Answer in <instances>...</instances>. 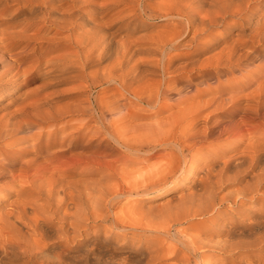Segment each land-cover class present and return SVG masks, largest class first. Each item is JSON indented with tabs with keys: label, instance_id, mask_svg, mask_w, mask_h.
<instances>
[{
	"label": "bare ground",
	"instance_id": "bare-ground-1",
	"mask_svg": "<svg viewBox=\"0 0 264 264\" xmlns=\"http://www.w3.org/2000/svg\"><path fill=\"white\" fill-rule=\"evenodd\" d=\"M2 1L35 4L22 21L0 16V85L39 70L42 83L73 81L84 95L61 104L40 91L25 92L0 114V257L79 264L67 245L88 226L105 224L124 241L110 246L107 235L91 239L78 255L82 264H191L192 258L223 264L256 248L264 264V205L224 219L219 211L227 196L218 194L239 171L255 173L252 181L264 176V0ZM117 5L125 9L110 17ZM140 16L166 21L165 31L136 35L144 26ZM180 48L189 51L175 53ZM36 49L40 55L31 60ZM211 74L215 81L205 88ZM105 83L116 86L112 96L97 94ZM180 105L161 123L128 126L129 118L147 120L146 108H158L156 115ZM207 110L222 119H203ZM224 135L227 145L218 142ZM243 136V151L235 149ZM209 140L214 159L199 163ZM20 142L30 144L9 149ZM222 146L227 153L219 155ZM178 183H190V192L155 209L129 199L153 202ZM251 184L242 198L259 191ZM232 198L230 205L238 206ZM191 219H205L196 225L204 238L182 239L173 231ZM61 235L67 245L54 241ZM143 239L157 240L156 248H144L150 242ZM133 240L141 246L121 247ZM251 258L239 260L253 264Z\"/></svg>",
	"mask_w": 264,
	"mask_h": 264
},
{
	"label": "rangeland",
	"instance_id": "rangeland-1",
	"mask_svg": "<svg viewBox=\"0 0 264 264\" xmlns=\"http://www.w3.org/2000/svg\"><path fill=\"white\" fill-rule=\"evenodd\" d=\"M30 4V5H29ZM34 4L35 3H32V2H27V4L26 3H23V6H22V4H16V3H8V2H5V1H2V0H0V16H1V18L2 19H4V17L6 18L7 17V19L10 17V16H12L13 18H12V21L13 22H17V21H22V20H24V19H26V18H28V16H29V11H30V9L34 6ZM20 5V6H19ZM32 5V6H31ZM259 5H261V4H259ZM5 6V7H4ZM111 6V5H110ZM131 6L134 8V5L133 4H131ZM264 6H262V9H263V11H264V8H263ZM115 8V9H114ZM120 8V9H119ZM19 9V10H18ZM119 9V10H118ZM123 9H125V7L123 8V6H120V5H117L116 7H111L110 8V17L113 15V14H115L116 13V11L118 10V11H121V10H123ZM16 10H18V11H16ZM117 11V12H118ZM10 12L11 13H13L12 15L10 14ZM16 12V13H15ZM21 13V14H20ZM10 15V16H8V15ZM23 14H24V16H23ZM263 14H264V12H263ZM16 15V16H15ZM18 15V16H17ZM19 17H20V19H19ZM23 18V19H22ZM18 19V20H17ZM232 20L234 19V20H236V21H238L237 20V18H231ZM137 21L140 23H142L144 26H139L138 27V29H137V31H136V35H137V33H139V34H144L145 36H147V37H150V36H154V35H156V34H158V33H160V32H163V31H165V29L164 28H162V27H164V26H166L167 24V22L166 21H160V20H156L155 18L154 19H148V18H145V17H138L137 18ZM164 29V30H163ZM213 32H215V31H217V30H215V29H213L212 30ZM219 31V30H218ZM141 32V33H140ZM157 32V33H156ZM62 34L63 35H61V36H64L65 34L67 35V33H65V32H62ZM185 39V38H184ZM29 44V43H28ZM31 44V43H30ZM29 44V45H30ZM32 46H34L33 44H32ZM35 47V46H34ZM186 49V50H185ZM180 48L177 52H175V53H184V52H187V51H189L187 48ZM40 52H39V50L38 49H36V51H35V53H33V54H31V53H29V54H31V56H32V59L31 60H35L37 57H38V55H40L39 54ZM211 55H213L214 54V52H211L210 53ZM207 55H209V54H207ZM210 56V55H209ZM204 57H206V55L204 56ZM204 57L203 58H201V59H204ZM208 57V56H207ZM206 59V58H205ZM31 60H29V61H31ZM33 64V63H32ZM32 64L31 63H29L28 65H30V67L32 66ZM27 66V65H26ZM26 66L24 67V68H26ZM34 66V65H33ZM27 68H29V66H27ZM26 68V69H27ZM56 67H53L52 69H55ZM12 71H15V70H12ZM39 70H36V72H38ZM36 72H31V73H29L28 75H26L25 76V78L24 77H22V79L20 78L19 80H17V81H7V79H9V78H5L6 79V81H7V83H6V86L5 87H3V86H1L0 85V89L2 90H0V114H2L5 110L4 109H12V107H15V105H17L18 104V102L21 100V99H23L24 98V94H25V92H26V94L28 93H30V92H34V91H36L37 90V92L38 91H40L41 92V94H44V95H50V97H52L53 99H56V101L58 102V103H61V104H63V103H66V101H67V103L68 102H71V101H75V98L77 99L79 96H82V95H84V90L82 91V90H80L79 88H77L76 90H74L73 88H75V86H76V83H74L73 81H71V84H70V81H66V82H62V81H51V82H47V83H42V78L38 75L39 74V72H38V74L36 73ZM212 71H210V73H211ZM11 76V75H10ZM10 76H8V77H10ZM248 77H249V75H248ZM41 78V79H40ZM215 77L213 76V74H211V77L209 78V80H208V83H206V86H205V88L207 87V85H211L210 83H213L215 80ZM46 80H43V82H45ZM240 80H238V78L235 80V82H239ZM53 82V83H52ZM183 82V81H182ZM46 84V85H45ZM184 84V83H183ZM182 83H180V84H178V86H177V88H179V86H181V87H184V85H183ZM14 85V86H13ZM17 85V86H16ZM44 85V86H43ZM74 85V86H73ZM183 85V86H182ZM115 88H114V87ZM2 87V88H1ZM12 87V88H11ZM17 87V88H16ZM254 86H252V87H249L248 89H246V91L247 92H249V91H252V90H254L255 89V87L253 88ZM100 88H102V89H100ZM105 89H108V90H105ZM116 89V86L115 85H112V84H106L105 83V85L103 84L101 87H98L97 89H96V92H98L97 94H99V92L100 93H102V91L104 92H108V91H110V96H112L113 94H114V90ZM180 89V88H179ZM15 90V91H14ZM79 90V91H78ZM11 91V92H10ZM245 91V93H247ZM7 92H9V95H8V97L9 98H7L5 95H7ZM39 92V93H40ZM81 92H83V93H81ZM205 94V93H204ZM12 95V96H11ZM100 95V94H99ZM177 96V95H176ZM201 101L203 100V99H207V96H206V94L205 95H201L200 96V98H199ZM111 101H113L112 99H111ZM1 102H2V104H1ZM5 102V103H4ZM182 106H183V108H184V105H180L179 107H181V108H177V107H175L176 108V110H174L175 108H172V109H170V110H167V111H164V112H162V113H160V114H156L155 115V113L158 111V108L157 109H149V108H146V111H147V113H148V119L147 120H140V119H136V118H129V122H128V126H138V125H140V124H158V123H161V122H163L164 120H165V118L169 115V114H172V113H175V111L177 112V111H179L180 109H183L182 108ZM178 109V110H177ZM174 110V111H173ZM210 112V110H207V111H204L202 114H201V117L204 119V118H206L207 117V119H211V121H220L222 118L220 117V115H217V114H212L211 115V113H209ZM210 114V115H209ZM220 114V113H219ZM167 115V116H166ZM116 115H111L110 116V120H115L116 118ZM68 118V119H67ZM67 118H64L63 120H62V122H66V121H68V120H70V117H67ZM201 118V119H202ZM65 119H66V121H65ZM159 119V120H158ZM202 119V120H203ZM160 121V122H159ZM72 124H74L73 122H71ZM76 123V122H75ZM183 125H185V124H183ZM182 127H184V126H182ZM260 129H258V133H260V131H259ZM178 131H180V129L178 130ZM242 133L241 134H246V132H244V131H241ZM244 132V133H243ZM262 132V131H261ZM223 137V138H222ZM221 138H219L218 139V142H221V144L222 143H224V145H227L228 144V142H226L227 140H229L228 138L230 137V136H227V135H224V136H222ZM227 138V139H226ZM226 139V140H225ZM241 140H242V142H241V144L239 145L238 144V146L235 148V145H233L232 147L233 148H235V149H237V148H239L240 147V149L242 150V148H244V146L246 145V140H247V138H246V136H243L242 138H241ZM210 141V140H209ZM209 141H207V143H204V144H206L205 145V147H203L204 149H203V153L198 157V159H197V157L195 158V160L197 159L198 160V162L199 163H204V162H207V163H209L208 161H210V160H213L214 159V157H210L211 155L208 153V150H214V148H212L211 147V149H210V146L212 145L211 143H213V142H209ZM69 142V141H68ZM98 142V141H97ZM29 143V142H28ZM28 143L26 142V143H23V142H20V144H18V145H16V146H13V148L12 147H10L9 149L11 150V151H13V152H17V151H20V150H22L23 148L25 149V148H27L26 146H28ZM243 143V144H242ZM30 144V143H29ZM31 144H32V142H31ZM31 146V145H30ZM68 146V143L66 142L65 143V146L64 147H67ZM209 147V148H208ZM224 147V148H223ZM231 147V148H232ZM199 148V147H198ZM56 149H58V147H55V148H52V151H55ZM196 149L197 148H194L192 151H191V154H193L195 151H196ZM239 149V151H241ZM206 150V151H205ZM226 150H225V146H222L220 149H218V151H217V153L219 154V155H224V154H226L227 152H225ZM243 151V150H242ZM212 153V152H211ZM214 153V152H213ZM230 155V154H229ZM16 156H18V155H16ZM208 157H210V158H208ZM152 161V162H151ZM155 161V159H153V160H150V162H147L146 163V165L148 164V165H150L151 163H153ZM211 163V162H210ZM245 171H247L246 173H245ZM243 173L241 172V171H239V174L235 177V179L233 180V179H229V181H226V182H224L223 183V185L221 186V188H220V190H218V194H219V196H221V197H235L236 198V200L238 201L237 203H238V206H237V204L235 205V206H232V205H230L231 204V201L230 200H234V198H227L226 197V201H224V204H223V206L220 208V210H222V211H219V212H221V214L220 215H222L221 217H224V219H227V218H229V217H233V216H237L238 214L239 215H241V214H243V213H245V212H248V211H258L260 208H261V206L262 205H264V176H263V179H260V181L259 180H255V179H253V181L251 180L252 178L250 177V175L252 176V173H250L248 170H245ZM241 172V173H240ZM254 173V172H253ZM247 174V175H246ZM254 175H256L255 173L253 174V176ZM252 176V177H253ZM262 180V181H261ZM225 181V180H224ZM248 182H250V184L251 183H253V185H255V184H257V186H256V189L258 190L259 189V191H257V193L256 194H254V197L252 198V197H243L242 198V193L241 192H243L244 190V188L247 186V183ZM258 182H260V183H258ZM182 185V186H181ZM252 185V184H251ZM178 186V187H177ZM190 186V183H182V184H180V183H178V184H176L174 187H173V190H172V193L171 194H168V195H166V196H164L163 198H159V199H156L155 201H153V202H145V198L144 197H142V198H133V197H131V198H129L130 200H131V203H139L140 204V206L142 205V206H144V207H147V208H154L155 209V207L157 208V207H161V205H162V203L164 202V203H166L169 199H172L173 197H174V199L175 198H178V197H180L181 195H183V194H186V193H188V192H190L189 190H188V187ZM242 188V189H241ZM241 193H239L238 191ZM254 190V189H253ZM185 192V193H184ZM181 194V195H180ZM222 194V195H221ZM178 196V197H177ZM237 196V197H236ZM239 196V197H238ZM241 196V197H240ZM172 197V198H171ZM252 200H251V199ZM7 200H9V201H12L14 198L13 197H10V198H6ZM239 200H240V202H239ZM41 203H43L42 201H40ZM228 202V203H227ZM41 203H39V204H41ZM123 203V202H122ZM133 203V204H134ZM242 203V204H241ZM1 204V203H0ZM139 204H137V205H139ZM262 204V205H261ZM157 205V206H156ZM241 205V206H240ZM4 206H5V204L3 205H1L0 206V212H1V210L3 211L4 209ZM155 206V207H154ZM120 208L119 207H117V208H115V210L114 211H118ZM208 221V220H207ZM202 222H205V219H191V220H185L184 221V223H182V225H179V224H177V225H175L174 226V228L175 229H173V231H175L176 230V232H178L177 234L180 236V238H185V239H189L191 236H194V235H196V236H200L199 238L200 239H202V237L204 238V235H202L201 233L198 235L197 234V231L198 230H201V226L199 225V226H196L197 224H199V223H202ZM215 222V221H214ZM55 223H56V221L53 223L54 225H55ZM218 223V222H217ZM220 223V222H219ZM57 224H59V223H57ZM56 224V225H57ZM55 225V226H56ZM58 226V225H57ZM200 228V229H199ZM95 230V231H94ZM86 231H88V232H86ZM84 233H83V235L81 236V237H79V239H76V241L74 242V243H71L70 245H67V243H65V241H64V239H62L63 238V236L61 237V236H59V240L57 239V240H54L55 242H56V244L59 242V241H61V242H59V244L61 243L62 245H63V243H64V245H67V246H69L70 247V249H71V251L69 252V254H70V257H72L73 256V258H74V256H75V261H79V264H82L83 263V261H85V259H82V258H80L82 255H84V248H88V246L86 245L91 239H96L95 241H97V242H101V240H103L104 238H106V235H107V241H108V245H113V243L114 244H117L118 243V245L120 244V243H122L124 240L122 239V238H120V237H117V235H115V231H110V229L108 230V228H107V226L105 225V224H101L100 226H94V225H90V226H88V229L86 230ZM92 233V234H91ZM113 233V234H112ZM95 235V236H94ZM105 236V237H104ZM85 238V239H84ZM148 240V241H147ZM54 241H50L49 243H53ZM134 242H129V243H127L126 245H123V246H121L122 248H124V247H128L129 249H131V247L132 246H135V245H138V246H141L138 242H136L135 240H133ZM145 241H147V242H150L149 241V239H143V242H145ZM157 241V240H156ZM155 240L154 241H152V242H150V244L148 245V244H144L143 245V247L145 248H150V246H151V249L153 248V249H155L156 248V246H155V242H156ZM54 242V243H55ZM39 243H40V245H41V241H39ZM77 243V244H76ZM86 243V244H85ZM111 243V244H110ZM42 244H43V242H42ZM72 244H74V245H72ZM130 244V245H129ZM81 247H80V246ZM83 245V246H82ZM132 245V246H131ZM73 246V247H72ZM81 248V249H80ZM53 249H55V248H53ZM82 250V251H81ZM84 250V251H83ZM141 249H139V250H137V251H140ZM74 251V252H73ZM260 250H259V248H256L255 250H253L252 252H250V253H243V254H240L238 257L237 256H235V257H233V258H229L228 260H226L225 262H223V264H245L244 262L245 261H241V260H239L240 258L242 259V258H244V259H246V258H248V257H253V258H251L252 259V263L253 264H257V260H261V259H258V257L260 256V252H259ZM81 253V254H80ZM80 257H79V256ZM241 255H243V256H241ZM77 256V257H76ZM258 256V257H257ZM19 257V258H18ZM18 257H16V258H13V259H6V258H1L0 257V264H21L23 261L22 260H24L23 258H22V256L20 255V256H18ZM237 257V258H236ZM261 257V256H260ZM77 258V259H76ZM257 258V259H256ZM20 259V260H19ZM81 260V261H80ZM192 260V262H191V264H194L193 263V258L191 259ZM217 264H222V262L220 263V261H218V262H216ZM258 264H260V262H258ZM263 264V263H262Z\"/></svg>",
	"mask_w": 264,
	"mask_h": 264
}]
</instances>
